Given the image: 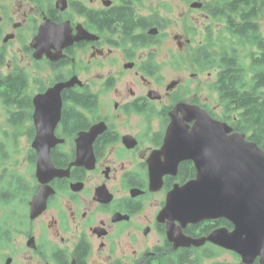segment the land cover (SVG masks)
I'll list each match as a JSON object with an SVG mask.
<instances>
[{
  "label": "flooded vegetation",
  "instance_id": "obj_1",
  "mask_svg": "<svg viewBox=\"0 0 264 264\" xmlns=\"http://www.w3.org/2000/svg\"><path fill=\"white\" fill-rule=\"evenodd\" d=\"M255 1L257 15L250 20L261 36L255 19L264 14V0ZM171 2L183 18L194 12L223 23L214 16L222 14L224 0ZM170 5L169 0H0V264H156L186 249L223 250L209 243L173 249L167 221H158L167 195L197 172L194 161H177L178 151L165 148L172 117L183 118L176 107H198L220 119L184 80L162 75L163 63L180 61L190 45L180 34L173 37L176 51L162 44L169 37ZM222 28L228 31L227 24ZM237 45L226 50L241 51ZM207 47L198 45L194 55ZM197 60V66L209 62ZM104 63L110 64L105 75L83 77ZM71 81L60 92L57 122L35 119L37 105L45 113L52 104L43 95ZM11 83H20L21 90L11 93ZM235 120L227 124L239 133ZM194 122L184 127L190 130ZM21 137L28 149L24 171L9 167ZM35 142L49 147L46 181L37 176ZM206 222L227 224L209 233L233 229L224 219L201 223ZM201 223L188 225L183 234L205 237L187 233Z\"/></svg>",
  "mask_w": 264,
  "mask_h": 264
},
{
  "label": "water",
  "instance_id": "obj_2",
  "mask_svg": "<svg viewBox=\"0 0 264 264\" xmlns=\"http://www.w3.org/2000/svg\"><path fill=\"white\" fill-rule=\"evenodd\" d=\"M73 83L55 85L43 95L41 100H51L52 104L45 113V107L37 105L35 119L51 118L49 123L55 124L60 116V92ZM177 110H182L183 118L172 117L165 148L178 151L177 161H194L197 172L194 180L167 195L159 213L158 221H167L168 241L173 249L200 248L209 243L237 255L239 264H253L257 258L264 264V150L198 107L180 105ZM191 121L195 122L189 130L184 126ZM34 148L38 154L37 176L46 181L44 175L51 168L49 147L35 142ZM39 202L40 198L33 207ZM44 205L43 200L41 209ZM219 219L233 229H215L200 238L183 234L188 225Z\"/></svg>",
  "mask_w": 264,
  "mask_h": 264
},
{
  "label": "trees",
  "instance_id": "obj_3",
  "mask_svg": "<svg viewBox=\"0 0 264 264\" xmlns=\"http://www.w3.org/2000/svg\"><path fill=\"white\" fill-rule=\"evenodd\" d=\"M222 14H215V18L223 19L227 24L229 36L241 44V51H228L209 45L202 52H197L193 57L199 62L208 60L218 67L216 91L225 119L235 114L236 120L232 123L234 131L248 134L249 140L255 142L264 150V39L259 36L257 27L251 22V17L257 15L255 0H224ZM263 8V6H262ZM109 25L110 20L106 21ZM129 27V23L125 27ZM245 44H247L245 46ZM245 46V47H244ZM244 47V48H243ZM256 48L252 51L251 48ZM249 50L245 57L240 54ZM21 84H10V92L17 93ZM227 225L201 223L196 228L189 227L188 234L206 236L216 226ZM193 232V233H192ZM219 251L209 246L199 251L182 250L168 259L160 260L156 264H201L204 259L216 256ZM228 264V263H216Z\"/></svg>",
  "mask_w": 264,
  "mask_h": 264
},
{
  "label": "rangeland",
  "instance_id": "obj_4",
  "mask_svg": "<svg viewBox=\"0 0 264 264\" xmlns=\"http://www.w3.org/2000/svg\"><path fill=\"white\" fill-rule=\"evenodd\" d=\"M169 0L170 4V24L166 32H168L169 37L166 38L162 44L176 46V41L173 39L175 35H183V39L190 40V45L186 46L183 58L178 62H172L168 60L167 63H163L162 75L169 78H181L185 81L188 89L192 93H196L197 97L201 99L202 103H206L209 108H211L217 118L223 122L229 124L231 117L235 114H231L230 118L227 120L222 114V108L219 102V96L215 90V82L218 74V67L215 64L206 62L202 66H197L194 60V48L202 44L204 46L212 45L214 49L224 48L229 49L232 47L238 48L237 41L232 39L226 32H222L223 23L217 20H205L199 17V14L191 12L189 16L183 18L182 9L176 4H173ZM261 26L260 34L264 36V14L260 15L255 19ZM221 31V32H220ZM242 53L240 54V56ZM162 62V59L161 61ZM109 63H104L99 65V67H91L88 74L83 75L86 77H96L100 75H105L109 70ZM80 76L81 73L78 72ZM33 87V86H31ZM31 91L33 88H30ZM4 117L0 116V125H3ZM19 150L15 156H11V163L9 165L10 169L14 165H19L24 171L25 167H22L23 158L27 155L28 149L25 146L24 138H19ZM15 157L16 159L14 160ZM21 162V163H20ZM21 170V169H20ZM216 263H228V264H238V259L235 255H232L229 251L221 250L216 256L208 259H204L201 264H216Z\"/></svg>",
  "mask_w": 264,
  "mask_h": 264
}]
</instances>
